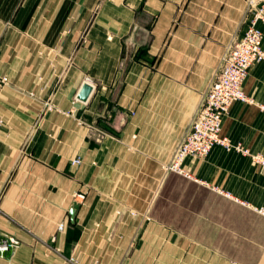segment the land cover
Wrapping results in <instances>:
<instances>
[{"label":"crops","instance_id":"obj_1","mask_svg":"<svg viewBox=\"0 0 264 264\" xmlns=\"http://www.w3.org/2000/svg\"><path fill=\"white\" fill-rule=\"evenodd\" d=\"M248 18L245 0H0V264H140L145 241L183 238L201 264H264V62L224 119L230 149L184 163L216 196L199 231L156 215L162 167Z\"/></svg>","mask_w":264,"mask_h":264},{"label":"built area","instance_id":"obj_2","mask_svg":"<svg viewBox=\"0 0 264 264\" xmlns=\"http://www.w3.org/2000/svg\"><path fill=\"white\" fill-rule=\"evenodd\" d=\"M245 1L249 14L247 28L225 49L213 80L203 94L166 172L189 176L184 167L186 159L206 158L219 146L230 149L229 140L222 135L224 119L233 104L252 103L244 85L251 70L264 62V33L260 29V24H264V0ZM8 84V77L0 76V96ZM255 162L264 166V160L255 157ZM74 163L79 164L80 161ZM75 198L83 202L86 196L78 194ZM63 229V225L59 227L60 231ZM10 246L7 241L0 242V252H7Z\"/></svg>","mask_w":264,"mask_h":264},{"label":"rangeland","instance_id":"obj_3","mask_svg":"<svg viewBox=\"0 0 264 264\" xmlns=\"http://www.w3.org/2000/svg\"><path fill=\"white\" fill-rule=\"evenodd\" d=\"M168 164L169 162L164 163L162 173L166 170ZM188 172L189 176L173 172L164 182L156 205L157 218L177 222L172 227H177L183 235L186 229L191 231V228H196L199 231V219L195 214L199 215L202 205L206 202L216 200L215 194L202 187L192 173ZM225 200L227 204L229 199L226 198ZM225 211L226 215L231 216L233 207L226 205ZM225 243L226 251L231 253L230 240L226 239ZM158 244L154 247L153 241H145L146 255L140 258V264H201V257L190 254V247L188 248L187 246L189 242L185 241L184 238L179 242L178 247L174 246V243L170 244L167 241H162L160 245ZM154 248L157 249H155L153 254ZM221 259L224 260V264H232V256H226ZM212 264H216V257L212 258Z\"/></svg>","mask_w":264,"mask_h":264},{"label":"water","instance_id":"obj_4","mask_svg":"<svg viewBox=\"0 0 264 264\" xmlns=\"http://www.w3.org/2000/svg\"><path fill=\"white\" fill-rule=\"evenodd\" d=\"M93 86L90 84H85L78 96V99L82 102H87L93 92ZM71 216L74 218L75 212L74 210L71 211Z\"/></svg>","mask_w":264,"mask_h":264}]
</instances>
